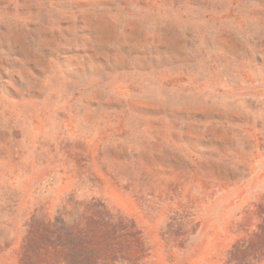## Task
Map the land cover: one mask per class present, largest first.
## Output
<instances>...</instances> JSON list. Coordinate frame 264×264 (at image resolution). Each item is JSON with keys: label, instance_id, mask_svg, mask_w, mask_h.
I'll return each instance as SVG.
<instances>
[{"label": "rangeland", "instance_id": "obj_1", "mask_svg": "<svg viewBox=\"0 0 264 264\" xmlns=\"http://www.w3.org/2000/svg\"><path fill=\"white\" fill-rule=\"evenodd\" d=\"M0 264H264V0H0Z\"/></svg>", "mask_w": 264, "mask_h": 264}]
</instances>
